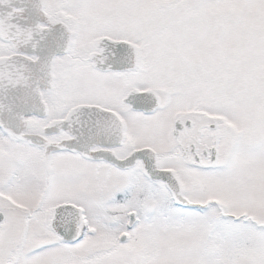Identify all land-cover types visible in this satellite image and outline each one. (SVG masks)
Here are the masks:
<instances>
[{
	"label": "snow or ice",
	"instance_id": "1",
	"mask_svg": "<svg viewBox=\"0 0 264 264\" xmlns=\"http://www.w3.org/2000/svg\"><path fill=\"white\" fill-rule=\"evenodd\" d=\"M0 264H264V0H0Z\"/></svg>",
	"mask_w": 264,
	"mask_h": 264
}]
</instances>
